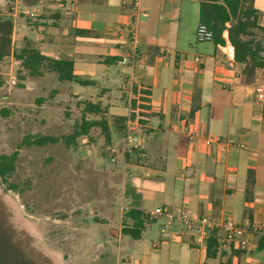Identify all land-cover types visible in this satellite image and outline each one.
Masks as SVG:
<instances>
[{
    "label": "crops",
    "instance_id": "0c3cea01",
    "mask_svg": "<svg viewBox=\"0 0 264 264\" xmlns=\"http://www.w3.org/2000/svg\"><path fill=\"white\" fill-rule=\"evenodd\" d=\"M133 1L24 0L30 17L0 15L27 20L31 32L25 36L16 35L14 24L17 49L32 47L50 58L71 60L89 83L70 82L78 89L72 92L71 85L64 93L66 101L79 102L81 117L82 102L95 104L98 112L86 113L87 119L107 125L83 136L82 142H96L80 146L79 154L97 160L110 156L123 179L115 222L120 230L108 225L109 236L121 242L115 248L117 264H264L263 232L250 237V249H242L223 242L224 231L218 229V253L210 259V232L201 234L203 228L210 231L207 224L189 227L147 214L164 207L211 222L231 217L264 231V102L256 92L264 83V68L247 83L246 64L235 60L229 41H198V0H141L139 57L133 67L121 65L134 22ZM247 5L257 12V28L243 39L261 45L264 59V0H247ZM131 73L134 87L148 93L141 114L132 113L125 97ZM50 95L56 100L62 92L53 89ZM128 134L137 139L138 149L125 147ZM117 139L121 146H113ZM103 140L100 154L95 147ZM130 210L143 213L139 239L121 231L124 222L134 223L125 218Z\"/></svg>",
    "mask_w": 264,
    "mask_h": 264
},
{
    "label": "rangeland",
    "instance_id": "374dc122",
    "mask_svg": "<svg viewBox=\"0 0 264 264\" xmlns=\"http://www.w3.org/2000/svg\"><path fill=\"white\" fill-rule=\"evenodd\" d=\"M8 3L0 0L1 14L9 11ZM14 24L16 35L31 32L25 18ZM15 45L0 62V155L19 151L9 178L17 191L0 182V264H117L115 248L121 242L109 236L108 225L120 230L115 222L123 179L110 156H80V146L91 147L96 140L82 142L81 137L75 148L64 142L27 145L29 135L73 133L81 109L64 93L78 85L60 83L54 73L30 76L14 55ZM53 89L62 92L57 101L50 95ZM120 142L114 140L113 146ZM95 149L101 154L104 140Z\"/></svg>",
    "mask_w": 264,
    "mask_h": 264
},
{
    "label": "trees",
    "instance_id": "16d2710c",
    "mask_svg": "<svg viewBox=\"0 0 264 264\" xmlns=\"http://www.w3.org/2000/svg\"><path fill=\"white\" fill-rule=\"evenodd\" d=\"M200 2V19L205 23L214 34L213 41L224 45L227 41L234 47L235 60L246 64L243 71L245 82H252L255 77V71L258 68H264V59L260 55L262 46L253 40H245L244 36L252 34V30L257 28V12L247 5V0H198ZM13 33L14 22L11 18H4L0 15V62L13 53ZM14 55L20 66L30 76H42L45 72L56 74L61 83L71 82L87 85L88 81L81 79L76 74L75 64L71 60L53 59L39 50L26 47L14 51ZM54 94V93H53ZM147 91L141 90L138 86L134 87V95L131 105L132 113L138 114L145 110L144 105L147 102ZM53 97V95H51ZM83 112L80 121L75 123L73 133L69 135H34L27 136L24 141L27 145L45 146L48 144H57L64 142L68 148L76 147L78 140L87 136L94 128L101 126L106 130L107 125H102L101 121L87 119L86 113L94 114L98 112L97 106L91 102L84 101ZM100 112V111H99ZM19 157V151L11 154L0 155V182L9 183V178L16 170V163ZM10 190L17 191V185L9 183ZM143 213L130 210L126 214V219L131 218L134 223L124 222L122 234L131 236L133 239H139L144 228L140 218ZM218 229L210 230V237L207 240V254L211 259L216 258L219 248ZM264 240L260 241L263 244ZM264 248V247H262ZM210 264V263H205Z\"/></svg>",
    "mask_w": 264,
    "mask_h": 264
},
{
    "label": "built area",
    "instance_id": "2783aa9c",
    "mask_svg": "<svg viewBox=\"0 0 264 264\" xmlns=\"http://www.w3.org/2000/svg\"><path fill=\"white\" fill-rule=\"evenodd\" d=\"M9 11L8 15L11 17L25 16L30 17L32 15L29 8L26 7L24 0H9ZM141 0H134L132 2V14L134 22L129 26V40L126 45L125 53L120 59V64L123 66L133 67L139 57V17L141 14ZM197 39L198 41H213L214 34L209 27L200 22L197 29ZM128 89L125 92V97L130 103H132L134 95V75L130 74V77L127 81ZM258 100L264 102V83L257 86L256 88ZM127 149H138L137 139L131 137L129 134L126 137L125 142ZM150 216H166L169 223L174 222L176 219L181 220L183 223L187 224L189 227H195L197 224L204 225L207 224L211 229H221L224 231L223 242L228 245L237 243L242 249H250L252 247V242L250 237L256 235L257 233L264 234V231H261L260 225L253 226H242L237 224L231 217H227L218 222H211L208 219H194L189 216L187 213L182 211H171L170 209L159 207L147 213ZM210 229V230H211ZM209 230L206 228L202 229L201 234L203 236H209Z\"/></svg>",
    "mask_w": 264,
    "mask_h": 264
}]
</instances>
